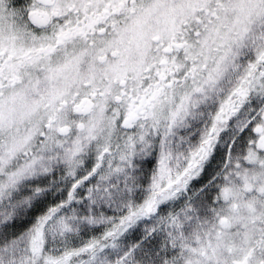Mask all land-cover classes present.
I'll return each mask as SVG.
<instances>
[{"label": "snow or ice", "instance_id": "obj_1", "mask_svg": "<svg viewBox=\"0 0 264 264\" xmlns=\"http://www.w3.org/2000/svg\"><path fill=\"white\" fill-rule=\"evenodd\" d=\"M0 264H264V0H0Z\"/></svg>", "mask_w": 264, "mask_h": 264}]
</instances>
